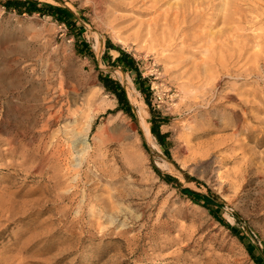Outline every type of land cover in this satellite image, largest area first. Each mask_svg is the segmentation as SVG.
Instances as JSON below:
<instances>
[{
    "label": "rangeland",
    "instance_id": "rangeland-1",
    "mask_svg": "<svg viewBox=\"0 0 264 264\" xmlns=\"http://www.w3.org/2000/svg\"><path fill=\"white\" fill-rule=\"evenodd\" d=\"M3 1L0 79L19 87L0 91V203L11 202L0 205V264H257L249 251L264 264V0H37L72 11L81 38ZM107 41L135 59L145 94L132 72L112 65L118 52ZM100 75L125 89L134 116L117 108ZM216 80L217 98L201 100ZM40 81H62L78 119L94 111L84 153L69 160L89 178L71 205L46 192L50 171L21 165L28 138L8 132L16 116L39 128ZM139 109L149 130V109L164 119L166 149L152 134L145 140ZM73 118L52 126L50 141L61 128L79 130ZM9 139L20 146L7 152ZM121 184L128 190L115 203L124 211L114 218L89 202Z\"/></svg>",
    "mask_w": 264,
    "mask_h": 264
},
{
    "label": "bare ground",
    "instance_id": "bare-ground-1",
    "mask_svg": "<svg viewBox=\"0 0 264 264\" xmlns=\"http://www.w3.org/2000/svg\"><path fill=\"white\" fill-rule=\"evenodd\" d=\"M226 16L227 14L224 13L223 17ZM261 36V34L257 35V37ZM218 83L219 81L216 80L212 84L214 89L206 91L201 97V100L205 102H211L212 100H215L217 98L216 96L219 95L215 91V87L218 86ZM37 86L38 88L36 89V92L39 94V99L37 105L35 104V106L43 110L39 114V128L33 126H21L20 124H17L19 122V118L16 116L12 119L14 123H10L12 125L8 132H12L13 135L21 136L24 140L25 138H28L26 144L23 145V147H25L24 153L22 154L24 161L22 160L21 165L31 163L29 166L31 169L44 172L50 171L51 174L48 176V178L52 180V185L46 192L53 197L61 199L62 202L66 200L67 203L71 205L74 201H76L78 187L80 185L86 186L85 183L89 178L86 176L84 171L81 174L76 172L81 162H74L71 164V161L69 160L72 159L74 152H80L81 154L84 153L86 147L84 146L86 143L85 137L90 132V127L94 119V111L90 112L86 116L81 117V120L78 119L75 110L71 109V105H68L66 102L64 103L63 99L66 97V93L64 91V83L62 81L54 83L40 81L37 83ZM18 87L19 82L16 79H11L8 81L0 79V91L11 92ZM71 87L73 89L75 88L74 85H71ZM214 96L215 98L213 99ZM226 97L229 100L232 99L231 97L233 96L226 95ZM240 105L242 108H244L243 104ZM137 113L145 140L149 142L152 135L149 130L148 123L144 120L140 109L137 111ZM74 115L75 117L73 118L72 116ZM72 118V121L80 120V129L76 130L71 125L61 128L60 135L55 138L54 141H50L52 135L54 134V132L51 130V127L56 125L61 120L67 119L71 121ZM0 127L7 129V126L4 124H0ZM62 134H65L66 137H63ZM1 142L2 140L0 143ZM6 142L8 143V146L3 149H5L7 152L13 151L15 150V147L20 146V142L18 140L9 139L6 140ZM81 142L83 143L82 148L80 151H75L76 145ZM153 145L155 144L153 143ZM83 160L85 164H88L91 161L87 157H85ZM157 165L163 169L170 168V164L166 160L158 162ZM70 176L73 177V181L71 183L68 182ZM97 178L99 180L103 179L102 174L100 173L97 175ZM115 182L116 181H111V183ZM127 190L128 189L125 188L123 184H121L120 186L114 187V192L109 197H103L101 192H97L94 193L92 197H89V202L96 204L101 212L104 214L108 213L107 216L112 219L114 218L113 214L117 215L124 211L121 209V207L117 206V203L115 202L122 198L123 193L127 192ZM2 204L6 208L11 206L10 201H2L0 205ZM86 206L87 204L83 201L82 205L79 207L85 208ZM98 213L100 212L98 211ZM79 218L85 219L86 221H91L84 215L79 216Z\"/></svg>",
    "mask_w": 264,
    "mask_h": 264
},
{
    "label": "trees",
    "instance_id": "trees-1",
    "mask_svg": "<svg viewBox=\"0 0 264 264\" xmlns=\"http://www.w3.org/2000/svg\"><path fill=\"white\" fill-rule=\"evenodd\" d=\"M3 6L7 9H13L20 14L39 13L51 15L55 20L63 23L69 30H71L77 38H81L83 27L79 25V23H77V20L75 19L72 11H70L66 7L51 5L49 3L41 4L37 0H4ZM82 42L84 45H87L84 40ZM112 48L118 52V55L112 61V65L120 67L123 71L132 72L134 74L135 83L138 90L141 93L145 94V90H147L148 88L144 87L145 80L141 77V74L138 71L135 59L126 51L122 50L119 47H113V45L107 41L106 51ZM100 80L103 88L116 98L117 108L128 115L134 116L132 106L130 105L126 96L125 89L120 85V83L107 75H100ZM145 102L146 104H149L147 99H145ZM149 112L151 114V118L149 119L150 132L156 138L158 144L163 149H166V134L160 132V125L162 120L164 119L157 120L151 109H149ZM182 192L188 196H191L193 194L192 191L188 188H184ZM211 203V199L204 197L201 205L205 207L209 212L213 213L214 210L211 208ZM224 224L225 226H227V228H230L232 231H234L233 227L225 221ZM249 252L253 260L257 264H261L260 261L251 253V251Z\"/></svg>",
    "mask_w": 264,
    "mask_h": 264
}]
</instances>
